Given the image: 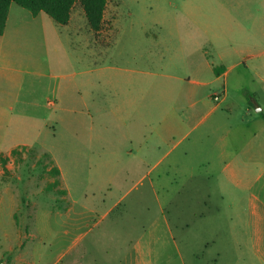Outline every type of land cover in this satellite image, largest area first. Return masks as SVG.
I'll return each instance as SVG.
<instances>
[{
	"label": "rangeland",
	"instance_id": "rangeland-1",
	"mask_svg": "<svg viewBox=\"0 0 264 264\" xmlns=\"http://www.w3.org/2000/svg\"><path fill=\"white\" fill-rule=\"evenodd\" d=\"M9 10L23 84L0 122V262L36 231L32 264H248L251 202L264 203V0H109L98 33L80 4L66 25Z\"/></svg>",
	"mask_w": 264,
	"mask_h": 264
},
{
	"label": "crops",
	"instance_id": "crops-1",
	"mask_svg": "<svg viewBox=\"0 0 264 264\" xmlns=\"http://www.w3.org/2000/svg\"><path fill=\"white\" fill-rule=\"evenodd\" d=\"M10 14L11 11L9 10V14H8V19H7V23H6V28L5 31L3 33V35L0 36V122L10 119L11 118V113L14 111V107L11 106L12 104V99L15 97H17L19 95V93H15V90L18 88L19 90H21V86L23 84L22 78H23V72L17 71L15 65L13 64V62L11 61L10 57L15 56L16 53L18 52L17 50V43L12 42L13 39L11 37V33L8 34V21L10 18ZM215 66H213L214 69ZM223 68V67H222ZM222 68H218V72L219 74L216 77V80L220 77H222L223 75H225L226 70H224L222 72ZM15 99H13L14 101ZM8 103L6 106H3V104ZM256 135V134H255ZM223 147H222V157H229L230 155H232L231 157L236 159L237 156H235V153L233 151H227L225 149V147L227 146V139L224 138L223 139ZM30 147L33 148V146L27 144V143H23V144H19L17 145L15 148H19V147ZM13 148V149H15ZM12 149V150H13ZM11 150V151H12ZM9 151V152H11ZM3 153V152H1ZM50 157V154L47 153ZM52 164L54 167H57L60 171V174L58 176L59 179V186H62V168L57 166V163L50 157ZM236 168V166H235ZM233 177L237 178V172L236 169L233 172ZM63 192H65V194L68 192H70L69 188H67V192L65 189L62 190ZM67 193V194H68ZM63 194V199L68 200L66 197L67 195ZM86 194V193H85ZM84 194V195H85ZM87 196V195H85ZM71 205L66 207L64 209V214L67 216H71L72 214H77V211L75 209V205H77V201L73 200L71 201ZM117 204V203H116ZM92 212L91 209L84 207V209H81V212ZM250 211L251 213L254 215L256 222H254L252 225L249 226V249H250V253L251 255L248 256L247 258V263L248 264H264V203L262 201H260L257 197H254L253 201L251 202V207H250ZM56 212V213H55ZM59 211H50L49 215H57ZM62 212V211H61ZM61 215V214H60ZM34 219V218H33ZM39 225V224H38ZM44 226L40 225V233L43 234L44 232ZM65 231L64 234L68 233V226H65ZM189 229V227H188ZM189 231V230H188ZM36 232V231H35ZM35 232H32L30 234H27L25 236L19 235H13V237L11 238V241H17L18 243V248H16L15 250H10V254L8 255V259H4L3 261L0 262V264H32L30 263V261L26 258L25 255V251L27 249H29V247L32 245V247H30L32 250L38 251V249H40L41 247L37 246L36 243V237L37 234ZM169 232H171V229L169 230ZM38 233V232H37ZM39 234V233H38ZM189 238V237H187ZM27 240V244L24 245V240ZM23 240V241H22ZM44 241V239H41V242ZM186 244L190 245L191 243L189 242V240H186ZM33 243V244H30ZM236 247H238V249L240 248V242H237ZM231 246H233V242L231 241ZM234 247V246H233ZM234 249V248H233ZM138 250V248H137ZM63 254L59 253L57 255V257L53 260V262H50L48 264H60L61 261L63 260ZM222 255L220 256L221 260L224 262L223 264H227L228 263V258H222ZM74 260V262H72L71 264H83L82 263V259H72ZM232 262V261H231ZM150 263V262H149ZM217 263V262H216ZM84 264H112L110 261H108V259L106 261H98V260H93L91 262L88 263H84ZM117 264H145L144 259H141L139 257H136L134 259H132L130 262L129 260L125 261H119ZM148 264V263H147ZM183 264H185V261H183ZM218 264V263H217ZM233 264H240L239 260H234Z\"/></svg>",
	"mask_w": 264,
	"mask_h": 264
},
{
	"label": "trees",
	"instance_id": "trees-1",
	"mask_svg": "<svg viewBox=\"0 0 264 264\" xmlns=\"http://www.w3.org/2000/svg\"><path fill=\"white\" fill-rule=\"evenodd\" d=\"M109 0H0V36L3 35L8 19L9 9L12 3L29 10L33 16L44 12L55 22L66 25L71 19V14L76 4H80L88 26L92 31L98 33L104 26V15ZM214 72L218 75V67H214ZM28 147H19L11 151V155L21 159L24 151ZM49 156V155H48ZM1 163L6 166L10 156L0 154ZM53 173L57 175L55 184H59L58 176L60 171L53 167Z\"/></svg>",
	"mask_w": 264,
	"mask_h": 264
}]
</instances>
